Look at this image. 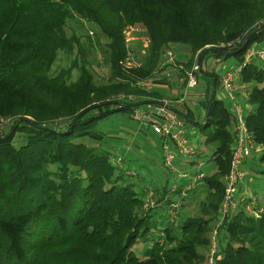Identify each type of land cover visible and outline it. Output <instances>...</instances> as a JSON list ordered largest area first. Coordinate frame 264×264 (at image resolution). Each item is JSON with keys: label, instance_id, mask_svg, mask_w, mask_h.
Wrapping results in <instances>:
<instances>
[{"label": "trees", "instance_id": "obj_1", "mask_svg": "<svg viewBox=\"0 0 264 264\" xmlns=\"http://www.w3.org/2000/svg\"><path fill=\"white\" fill-rule=\"evenodd\" d=\"M69 22L82 35L72 27L69 35ZM263 23L264 0H0V120L13 121L0 129V264L204 263L197 247L207 243L201 237L224 200L235 141L234 115L217 99L219 76L211 75L202 122L191 111L180 112L201 130L210 151L199 192L218 204L209 202V219L163 223L156 233L166 234L164 243L151 224L178 203L177 192L155 184L162 190L161 209L144 214L145 194L138 187L148 184L149 163L140 150L129 154L122 143L112 142L110 130L102 127L125 118L131 122L136 108L151 103L118 100L121 93L162 97L138 85L164 73L168 46L185 48L179 63L186 69L193 62L183 60L197 54L201 67L210 54L235 57L241 65L254 45L264 44L262 28L243 44ZM136 25L145 28L150 43L142 65L126 69L130 49L124 32ZM102 39L108 84L97 83L89 60ZM59 54L74 58L54 74ZM239 83L250 86L246 122L255 144L264 148V67L247 65ZM198 159L192 165L198 166ZM134 174L144 182H135ZM244 208L219 234L220 264H264V205L254 207L255 217ZM141 239L154 242L147 258L134 250ZM176 242L174 248L166 245Z\"/></svg>", "mask_w": 264, "mask_h": 264}, {"label": "rangeland", "instance_id": "obj_2", "mask_svg": "<svg viewBox=\"0 0 264 264\" xmlns=\"http://www.w3.org/2000/svg\"><path fill=\"white\" fill-rule=\"evenodd\" d=\"M68 26H69V29H68L69 35H71V27L73 29H76L77 30L76 32L78 34L82 35L80 30H78L79 27L77 26L76 23L71 24V22H69ZM90 31H91V35H93V33L96 35V30L90 29ZM124 33H125L126 38L127 37L130 38L129 41L126 42L127 47L128 49H130L133 59L135 57L134 61H131L130 63L125 65L126 69H130L132 67H137V66L142 65L141 59L143 58L146 50L149 47V43H150L148 41L149 39H148V36L146 35L145 28L142 25H136V26H133V28L126 29ZM104 44H105V41L104 39H102L100 42L99 48L96 49L94 53L91 54V57H89V60H91L94 63L95 80L97 81L98 84H106V83L108 84L109 79H110L109 67L104 60V55L102 51L104 49ZM234 44L236 45L235 42ZM253 47H257V45H254ZM166 50H171L176 55V59L174 63L170 64V66H167L164 63L165 61H167V59L163 58V60L161 61V68L163 70L162 72H164V75L168 74V77H169V80H168L169 88L168 89L171 94L170 96L172 97L169 96L170 98H168V100L173 99V101L176 102L180 98H183L184 92H185L183 88L184 83L180 84V79H184L186 76V72L190 71L192 67L190 69H186L185 65H183L182 63H179L181 61L179 55L181 53H185L184 51L185 48L181 46L180 44L170 45L164 50V52ZM197 55H195L194 57L193 56L187 57L183 61L188 62L191 60L193 64H195ZM73 58L74 56L71 57V55L69 56L66 54H59V59L53 67V73L58 74L61 70L70 66L71 64L70 61ZM237 63L238 61L235 57H229L228 59H225L223 57L218 58L212 54L208 55L203 60L202 69L200 70V74H199V85L196 89L191 90L189 92V97L186 98V102L184 103V104H188V106L194 112L195 118L198 121L202 122L205 119L206 113H205V110H202V108L200 107V102L203 99V97L205 95L207 96V94L210 92L209 88L211 84H213L211 75H213L214 73L220 78L224 73H226L230 69H233V67L236 66ZM256 64H258L259 66H262V68L264 67V62L262 61H258L256 62ZM182 66L183 68L181 69ZM73 74H74V79H78L79 73L77 71H74ZM158 76H161V74L158 73ZM171 83L178 87L173 86ZM239 85L241 87L240 91L246 88V84L240 83L238 84V86ZM138 86L142 87L144 90L148 92H153L154 87H155L153 86L152 83L148 85L140 84ZM149 86H151L152 88L148 89ZM237 91H238V87H237ZM236 95H237V92H236ZM163 98L165 97H160L157 99L155 98L146 99L145 97H141V95L125 94V93H121L118 96V100H123V101H128V102L134 101V103H140V101H144V100H151L150 102L153 103ZM208 99L209 98L206 97V100L202 102L206 103ZM217 99L224 101L225 106L231 111V113H233L234 111L233 105L230 102V100L224 95V93L222 92V89H220V86H219V91L217 93ZM197 103L198 105H195ZM180 106H184V105L182 104ZM179 110L182 113L183 112L182 110L184 109L180 107ZM248 111L249 110H246V115L248 114ZM128 120L129 119L125 118V120H123L120 124H118L116 121L105 122L102 128L104 130H106V128L110 130L108 134L112 142L122 143L123 147L126 149V151H128L129 154L132 153L133 155H135L136 154L135 150H138V151L140 150L139 155L141 153L142 158L143 159L145 158L146 160L145 162L149 163L150 166L148 164L146 166V168L149 167L146 170V173H148L147 176L149 180L146 183L148 184H144V183L143 185L140 184L139 185L140 187H138V189L140 192H143V195L145 194L143 197L145 200L144 211H143L144 214L149 212V210L158 211L161 209V205L163 202V196H162V190L156 191L155 184H158L160 188L166 185L165 187L166 189H168L169 187L172 189L174 185H177V186L187 185L188 181L182 178L175 179L172 174L166 173L167 171L163 169L162 160H161L162 155H160L162 140H160V138L154 133L152 128L144 124L136 123L134 120H132L131 122ZM12 124H13V121L11 120H8V121L4 119L0 120V129L4 131L7 128L11 127ZM88 135L94 138H98L97 137L98 135L94 132H90ZM188 137H191L192 141H194V143L198 145L200 149H202V160L198 159V161L199 163L201 162L205 163V157L210 155V151L208 148H207L208 150L204 148L205 139L201 133V130L197 126L189 125L188 126ZM120 154H123L122 150L118 151V156L119 158L124 159L123 155H120ZM263 154H264V148L261 146H257V151H254L252 153V156L249 159L245 160L243 163V170L245 171L247 176H245V179L242 181V183L238 187V191H236L235 193V201H236L237 206H236V209L233 210L234 212H232L230 216L226 220H224L221 214V209H222V204H223L222 202L220 205L218 214H217L216 221L211 222V225L209 226L210 230L208 232H205L202 235L201 238L203 240H207V243L205 245L203 246L198 245L197 247L198 251L202 252V254L204 255V263L202 264H209L213 247L214 248L216 247L215 248L216 249V253H215L216 262L215 263L220 264L221 256L219 254L218 237H219L220 232H223L222 228L224 227V224L227 222V220H229V218L232 219V217L236 215L241 210V208H244V207H245L244 210L246 212L252 213L253 215L256 212L254 209V206L261 204V206L263 207L264 205V162L261 160V157ZM187 162L188 163H185V165L179 166L183 172H187L190 174H196L200 171L204 172L202 168H199L197 166V164L192 165L193 161H187ZM154 163L156 164L154 165ZM158 164L160 165L157 168ZM128 172L130 171H127V173ZM133 176H134L135 182L139 183V180L141 182H144L143 179L140 178L139 176L135 174ZM150 179L153 182H151ZM198 185H200V183H198ZM201 186L196 187L195 190L190 191V193L188 192V194H185V195L181 194L182 196L180 195L181 192H179L178 190L177 194L180 196L178 195L177 197L175 196L176 200H178L177 202L179 205L177 212L175 211L171 213L168 210V212L166 213H161L155 219L157 222H153L151 224L152 233L155 232L156 234L155 236L160 237V238L154 237V239L159 238L160 242H163V243L165 242L166 234L164 232H163L164 234L156 233L160 230H163L165 228V225L173 227V226H178L179 224H181V222L182 223L185 222L190 217H194L200 220L201 217L209 219L210 216H213V212L208 207V204L211 201L218 204V201L215 198H211L212 200L209 199L206 192H203V191L199 192V188ZM150 191L154 193L152 196V203L156 204L155 207H151L152 204L150 203L148 204V199H149L148 194H150ZM194 192H196L197 194H194ZM170 193L172 192L170 191ZM224 198H225V195H224ZM249 198H251V201L249 200ZM204 203L207 205V207L203 206ZM241 203H242V206H239L241 205ZM247 203H251V204L248 205ZM177 234L179 235L180 232L177 231ZM152 244H154L152 239H149L148 241H145V239H141L138 242V244L135 246V249H134L135 253L137 254V256L141 258H147L149 255L148 251L151 249ZM177 244L178 242L169 243L166 245L168 248H174L176 247ZM193 264H200V263H198L197 261H194Z\"/></svg>", "mask_w": 264, "mask_h": 264}, {"label": "built area", "instance_id": "obj_3", "mask_svg": "<svg viewBox=\"0 0 264 264\" xmlns=\"http://www.w3.org/2000/svg\"><path fill=\"white\" fill-rule=\"evenodd\" d=\"M129 28H133V26L128 27L127 29ZM129 39L130 38L127 37L126 42L129 41ZM238 43L240 42L238 41ZM163 58L167 59L164 63L167 66H170V64L174 63L176 55L173 51L166 50ZM258 59H263L264 61V46L262 48L252 47L248 51L243 64L227 71L220 77V88L225 92L234 108L233 129L235 131V141L232 147L231 170L226 178V194L221 209L222 218L224 220H226L230 214L234 212L233 210L236 209L237 205L235 201V193L238 191V187L245 179V176H247L243 170V163L252 156L254 151H257V145L255 144L254 137L251 135L247 126L246 109L242 103L239 102L236 92L237 85L239 84L238 82H240V77L244 68L247 65L253 64V62ZM125 60L127 65L131 61H134L135 57L133 59L131 52H129L128 57ZM182 68L183 66L181 69ZM201 69L202 67L199 63L197 55L195 64H193L191 70L186 72L184 79H180V84L184 83L183 88L185 92L183 98H180L176 102H174L173 99L157 100L153 103L144 104L143 106L136 108L132 113V118L136 123L144 124L152 128L154 133L163 140L162 151L165 170L172 174L175 179L182 178L188 181V184L182 186V188L177 185L172 187L171 191L176 193L180 190V195L188 194V192L194 190L198 186V183H200L206 176L205 173L201 171L196 174H190L182 172L178 169V161L182 162V160H192L200 154L199 146L196 145L190 137H188L187 120L177 110L176 103L180 105L184 104L186 102V98L189 97V92L198 87ZM151 88V86L148 87V89ZM203 166L204 163H199L198 167L202 168ZM153 194L154 193L152 191L148 194V204H152L151 207H155L156 205L152 203ZM249 200L251 201V198H249ZM247 204L249 205L251 203ZM178 207V203H172L170 205L169 212H175ZM254 215L258 216V213L255 212ZM215 248L213 247L211 252L209 264H217L215 263Z\"/></svg>", "mask_w": 264, "mask_h": 264}, {"label": "crops", "instance_id": "obj_4", "mask_svg": "<svg viewBox=\"0 0 264 264\" xmlns=\"http://www.w3.org/2000/svg\"><path fill=\"white\" fill-rule=\"evenodd\" d=\"M264 46V44H258L257 45V48H262ZM258 61H262V62H264L263 61V59L262 60H260V59H258V60H256V61H254L253 63L254 64H256V62H258ZM239 65H238V63H237V65L236 66H234L233 67V69L234 68H236V67H238ZM231 70V69H230ZM169 77H168V74L167 75H164V73L161 75V76H158L155 80H153L152 81V84H153V86H155L154 87V92L156 91V92H159V94H161L162 95V97H165V98H163V99H168V98H170V97H172V96H170L171 94H170V91H169ZM239 83V82H238ZM172 84V83H171ZM240 84V83H239ZM173 86H176V85H174V84H172ZM237 87H238V91H237V97H238V100H239V102H241L242 103V105L245 107V109L246 110H249V104H248V96H249V90H250V86L249 85H246V88H244L243 90H241L240 91V85L238 86L237 85ZM221 89V88H220ZM209 90H210V88H209ZM179 91V90H178ZM222 92L224 93V95L227 97V95L225 94V92L222 90ZM170 96V97H169ZM206 95L203 97V99L201 100V102H200V107L202 108V110H205V103H203L202 101H205L206 100ZM228 98V97H227ZM229 99V98H228ZM184 106H180V104H176V108H177V110L179 111V112H181L180 110H179V108L181 107V108H183L184 110H182L183 112L182 113H184L185 115H187L188 113H189V111H191L193 114H194V112L191 110V108L188 106V104H183ZM195 105H198V103L197 104H195ZM203 112V111H202ZM181 114V113H180ZM195 115V114H194ZM197 120V119H196ZM189 125H191V126H195V125H193V124H191V123H189L188 121H187V132H188V126ZM159 137V136H158ZM160 138V137H159ZM190 139L192 140V138L190 137ZM160 140H162L161 138H160ZM162 145H163V140H162ZM161 155H162V157H163V151H162V146H161ZM198 157L200 156V157H202V149H200V154L199 155H197ZM194 159H192V160H182V162H180V161H178V169L180 170V171H182V169H180V167L179 166H183V165H185V163H188L187 161H193ZM201 163H203V162H201ZM199 166V165H198ZM183 172V171H182Z\"/></svg>", "mask_w": 264, "mask_h": 264}, {"label": "water", "instance_id": "obj_5", "mask_svg": "<svg viewBox=\"0 0 264 264\" xmlns=\"http://www.w3.org/2000/svg\"><path fill=\"white\" fill-rule=\"evenodd\" d=\"M264 29V23L261 24L260 26H258L253 32H251L250 34H248L246 37H245V40H244V46L246 45V42H248V38L253 34V33H256L258 32L259 30ZM214 49H210V50H207L206 52H213Z\"/></svg>", "mask_w": 264, "mask_h": 264}]
</instances>
